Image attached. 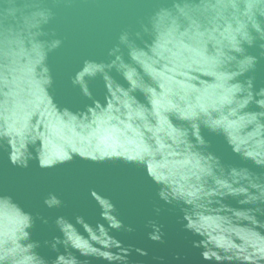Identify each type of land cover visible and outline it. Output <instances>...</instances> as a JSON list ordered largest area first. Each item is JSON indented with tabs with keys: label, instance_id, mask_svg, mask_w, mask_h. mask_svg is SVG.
<instances>
[{
	"label": "water",
	"instance_id": "obj_1",
	"mask_svg": "<svg viewBox=\"0 0 264 264\" xmlns=\"http://www.w3.org/2000/svg\"><path fill=\"white\" fill-rule=\"evenodd\" d=\"M0 264H264V0H0Z\"/></svg>",
	"mask_w": 264,
	"mask_h": 264
}]
</instances>
